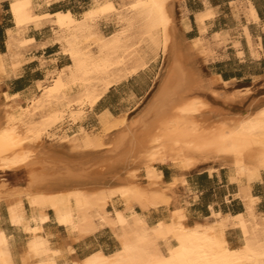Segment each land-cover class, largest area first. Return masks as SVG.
<instances>
[{
    "label": "bare ground",
    "instance_id": "1",
    "mask_svg": "<svg viewBox=\"0 0 264 264\" xmlns=\"http://www.w3.org/2000/svg\"><path fill=\"white\" fill-rule=\"evenodd\" d=\"M179 1L128 0L124 10L121 7L123 11L114 12L118 23L126 27L110 37L96 28L98 21L113 8L108 0H94L79 20L63 12L50 17L49 22L59 29L52 41L68 64L48 74L46 80L52 78V85L36 83L21 103L14 96L0 105V172L30 171L27 189L0 186V205L7 206L6 221L10 225L0 224V264H67L66 254L75 253L74 242L105 228L110 229L118 246L110 253L102 248L91 249L83 259L77 257L71 264H264V217L258 213L256 224L251 226L256 203L253 204L255 199L250 194L251 185L264 173V107L250 108L246 115L235 120L231 129L211 121L201 122V117L224 111L191 96L196 90L213 86L191 69L190 54L202 45V40L189 43L185 39L175 17ZM13 3L22 6L17 7L20 16L17 18L19 21L22 18L24 28L40 27L33 0H13ZM181 24L184 30L189 29L187 17L182 16ZM199 30L204 32L203 23L199 24ZM131 31L135 37L128 35ZM13 43L8 41L10 50ZM171 49L176 52L162 83L136 118L128 120L127 109L117 116L110 109H103L98 124L105 139L95 135L62 137L67 143L79 141L83 153L110 154L114 166L125 153L127 157L139 156L148 181L146 190L132 186L128 178L114 170L112 179L116 186H109L108 192L90 193L89 188L101 190L102 180L106 179L100 176L90 179L82 168L79 174L66 166L59 171L63 163L59 161L56 169V163L52 164L54 161L50 159L56 155L44 146L45 127L63 121L76 125L113 87L145 71L151 57L165 55ZM13 53L9 54L11 59L21 56ZM9 65L0 63V72L11 68L14 73L18 68ZM75 89L80 91L76 97L72 94ZM129 98L135 100V96ZM185 118L190 119V125L182 124ZM83 132L85 128L80 127L79 133ZM162 140L168 155L163 149L164 155L161 153ZM155 161L168 162L179 172L171 185L204 164H219L230 181L239 185L248 212L239 217L235 228L230 215L217 212L202 223L191 225L180 208H170L167 219L151 220V210L170 205V199L164 196L166 192H156L162 189L163 175L152 166ZM115 197L125 201L127 210L138 203L142 212L129 217L120 211L111 215L113 212L110 214L108 208ZM247 227L251 228L249 232L245 230ZM59 229L66 238L62 243ZM229 229L238 230V247L228 242Z\"/></svg>",
    "mask_w": 264,
    "mask_h": 264
},
{
    "label": "crops",
    "instance_id": "2",
    "mask_svg": "<svg viewBox=\"0 0 264 264\" xmlns=\"http://www.w3.org/2000/svg\"><path fill=\"white\" fill-rule=\"evenodd\" d=\"M50 1L33 0L34 15L39 19L40 27L30 28L31 31L25 37L28 42L23 44L20 51L22 55L20 61L12 60L9 55V57L4 56L3 54L8 50L3 52L0 42V63L5 62L18 67L14 73L10 67L5 73L0 72V88L4 93L0 104L11 101L14 96H18L17 100L21 103L36 83H43L44 81H41L43 78L46 81L51 70L43 76L44 62L48 57L60 54L59 46L52 41L55 33L52 23L49 22L50 17L59 11L72 16L80 13L75 9L76 4L81 0H58L52 6ZM114 1L119 2V0ZM108 2L114 5L113 0ZM13 4V0H0V28L6 27V34L13 28V24L16 26L15 13L18 15V12L17 8L13 9ZM182 16L187 17L188 30H184L181 24ZM175 17L189 43L200 38L210 45L212 61H209L208 66L212 67L209 75L212 80L209 81L212 82L213 89L232 87V92L240 91L245 98L250 99L259 95L264 97V0H184L176 3ZM200 23L205 25L203 33L199 30ZM49 27L50 34L43 31ZM138 75L119 86L135 81ZM118 87H113L99 103L100 108L104 111L110 109L116 116L127 109L125 106L142 99L139 98L140 94L137 90H132L127 99L120 100V103L114 106L105 99L113 92L118 93ZM131 96H135L134 102L129 98ZM83 126L85 127L84 124ZM159 169L163 175V182H170L173 178V169L168 165H162ZM174 190L181 201L180 205L186 208L188 222L191 225L196 222L202 223L212 212L222 213L224 216L230 215L231 218H239L248 212L241 198L239 185L230 181L227 171L223 168L214 171L212 175L207 171L189 174L186 184H178ZM250 194L253 200L255 199L254 210L264 217V173L259 181L251 185ZM138 210L140 211L139 208ZM164 214H167V210L163 207L160 210H151L149 217L151 220H156ZM4 224L6 227L10 226L8 221ZM102 230L84 240L74 242L72 247L76 254H66L67 264H71L77 257L83 259L91 249L102 248L106 253L113 251L118 246L116 238L109 228ZM59 234L66 240L62 230ZM238 236V230H228L227 240L232 247L240 245ZM89 242L92 243L91 247L88 246Z\"/></svg>",
    "mask_w": 264,
    "mask_h": 264
},
{
    "label": "rangeland",
    "instance_id": "3",
    "mask_svg": "<svg viewBox=\"0 0 264 264\" xmlns=\"http://www.w3.org/2000/svg\"><path fill=\"white\" fill-rule=\"evenodd\" d=\"M55 1H58V0H51L50 5L52 6V4ZM93 1L94 0H81V1H79L76 4L75 10L77 12L80 11V13L76 16H72V15L67 14V13L66 14L71 16L75 20H79L81 13L84 10L88 9L90 4ZM183 1L184 0H181L178 3H181ZM113 2H114L113 8L111 10H109L107 12V14L102 19L99 20L100 22L98 21L97 27H96L98 31L100 30L102 35H104V36L107 35L106 37H110V36L120 32L121 30L124 29V27H126V24L121 25L118 23V21L116 20V16H115L114 12L123 11L124 8L126 7V5H128V0H126V1L125 0H119V2H117V3L113 0ZM120 3H121V5H120ZM121 7L123 8V10ZM59 12H61V11H59ZM15 14H16V24L18 25V23H19V25H18L19 27L17 25H16L17 26L16 27L13 24V28H12L13 31L8 30L7 34H6V29H5L6 27L3 29L0 28L1 29L0 42L2 43V50H3V52H6L8 50L7 53L3 54L4 56H8L10 53H13V52L15 53V54L13 53V55H19L21 48H22V45L28 42L25 37L31 31L29 28L23 27L22 19L20 18V21H19L18 18L20 16L17 15V13H15ZM10 26L12 27V25H10ZM53 26L54 25L52 24L53 31L56 33V31H58L59 29L57 27H55V26L53 27ZM21 27H22V29H21ZM43 31L50 34L51 28L50 27L46 28ZM130 34H134V37L136 36L134 31H131L128 33V35H130ZM19 35L22 39L19 38ZM8 41H11L12 43L14 42L13 43L14 45L11 44V47H12L11 50L8 46ZM25 41H27V42H25ZM14 46H16V47H14ZM6 47H7V49H6ZM199 48H200L199 50H196V51L192 52V54H190V59L193 60L192 61L193 66H191L192 67L191 69L197 76H201V77L205 78L207 81L212 80L209 77V75L212 72L211 71L212 67L208 66L209 61L210 60L212 61L211 47L208 44V42H203V40H202V45ZM175 52L176 51L174 49H171L165 55H158L155 58L151 57L149 59V62H148V68L138 75V77L135 79L136 82L133 80L132 82H130L128 84L126 83V84L119 86L117 88L118 93L115 94V92H113V93L109 94L105 100L109 101L111 104L116 106L120 103V100L127 99V96H128L130 91L137 90V92L140 94L139 98H142V99H140L139 102H135L133 104H129L128 106H125V108H127V110H128L127 119L133 120L134 118H136L144 109H146V107L148 106V104L152 100L153 96L157 92L167 70L170 67L171 59H172V56ZM21 57H22V55L19 58L12 59V60H19L20 61ZM65 64L66 65L68 64V60L65 57L62 58V56L59 53H57L56 55H52V56L48 57L46 62H44V65H43V73H44L43 76L46 74V72L48 70H51V72H53L54 70L61 68L60 66H62V68H63L65 66ZM41 81H44L46 86H50V85H52L50 82L53 81V79L51 78V79L45 81V79L43 78ZM123 82H121V83H123ZM232 91H233L232 87L227 88V89H223V88L219 87V88H215V89L211 88V89H207V90H196V91H194L191 94V96L199 97L204 102H206L209 106H212V107H215L219 110L224 111L223 114L212 115V117L211 116L201 117V120H202L201 122H204L205 120L211 121V122H215L217 125H223L227 129H231L234 126L235 120H238L241 116L246 115L247 112L250 110V108L254 107V110H258L259 108L264 107V97H261V95H259V97L253 96L252 98L249 99V98H245L243 96L242 92H240V91H238V92H232ZM146 92H147V94H146ZM72 94L74 97L79 95L80 94L79 89H75L72 92ZM3 95H4L3 90L0 88V100L2 99ZM105 96H103L101 98L100 102L102 101V99ZM99 103L93 110H87L84 113L85 115H83L82 118H80L79 122L76 125H72L71 123L63 121V123L61 122V123L57 124L56 126L54 124H51L50 126L45 127L46 128V135L44 136L45 149L49 148L48 150L51 152L53 151L52 154L56 155L55 156L56 158L54 156H50V159H52L51 161H54L52 164L56 163L55 164L56 169L59 168L58 169L59 171H61V169L65 170L63 168H65V166H66V167L70 168V170L73 168L71 171L73 172V170H74V173H75V171H77L79 174L81 171L80 168H82L83 170H85V174L86 175L88 174L90 176V177L87 176L90 179H95L98 176H100L101 178L103 177V179H106L105 181L102 180L103 183L101 181V183H102V185L100 186L101 190H99V188H95L96 190L97 189L98 190L94 191V188H89L87 191L90 193L98 192V191L108 192L109 186L111 188V186L114 184V180L112 179V176L114 174V170L116 172H118L119 174L122 173L121 175L123 177H125L126 179L128 178V181L130 184L132 183L131 184L132 186L136 185L135 187L138 186L139 188L146 190V188L148 187L147 186L148 181H147V178L145 177L144 171H143L144 164L140 163V161H139L140 157L139 156L137 157V155H133V156H131L132 158L130 156L127 157V155L125 156L126 153L124 152L125 154L122 153V154H124V157L121 155L122 156V157L120 156L121 159L120 158L118 159L119 161L120 160L121 161L117 162V164H115V166H114V164H113L114 161H112L114 159L112 157H111L112 159L110 158V154L105 155L106 153H103V152H102L103 154L100 152L94 153V154H93V152H90L91 154H89V152H87V153L85 152L86 153L85 154V153H83V150L78 146L79 141H77V142H71L70 141L71 143L70 142L67 143L66 141L62 140V137L65 136V134H67L71 137H74L76 135L79 138L87 137L88 135H90V136L95 135V136H98V137L103 139L104 133L98 124V115L101 112V110H103V108H100ZM96 115H97V124H96ZM183 122H185L186 124H189V125L191 124V121L188 118L187 119L185 118L184 120H182V124L185 125V123H183ZM188 122H190V123H188ZM83 124L85 125V127L83 126ZM189 125H187V126L189 127ZM80 127L85 128V133L84 132L82 134L79 133ZM163 142H165V141L164 140L161 141L160 150L161 149L167 150L166 143L164 144ZM73 144H74V146H73ZM162 146H163V148H162ZM77 149H78V151H77ZM79 149H81V151ZM48 150H46V151H48ZM163 150H161V153H163V155H164V153L167 151L164 150L165 151L164 152ZM168 154L169 153L167 152V155ZM49 155H51L50 152H49ZM148 156H149V154L146 155V157H148ZM135 157H136V160H135ZM126 158L127 159L130 158L131 160L128 159V161H129L128 162ZM55 159H59V160L55 161ZM143 160L145 161V159H143ZM57 161H59L60 163L63 162V163H61V165L63 164L62 165L63 167H61L60 163H58ZM67 161H69V162H67ZM106 161H107V163H106ZM78 163H80V165ZM122 163H124V164L122 165ZM71 164H74L79 171L77 169L75 170V166L71 165ZM109 164H111V165H109ZM151 164L158 171L160 170L159 169L160 166L168 165L169 167H171L173 169L172 170L173 177L180 175L179 172L176 169H174V167L168 162L164 164L162 162L155 161V162H152ZM58 165H60V166L57 168ZM124 165L127 167H125ZM220 168L221 167L219 164L209 162L208 164L202 165L197 170L186 173L185 176H183L182 180H175V182H176L175 185H171V183L173 182V178L168 183L163 182L161 185L162 189L160 188L161 190H158L156 192H158V193L160 192L162 194H164L166 192L164 194V196L166 198L168 196L167 199H170L169 200L170 205L168 207L163 206L167 210V214L166 215L164 214L161 217L157 218L156 221L159 219H162V218H166V219L169 218L171 215L170 208H180L188 216V214L186 212V208L184 206L180 205L181 201L178 198V196L176 195L174 189L177 187L178 184H181V183L186 184V178L189 174H192L195 172L207 171L212 175V173L214 171H216V170L218 171ZM58 170H56V171L59 172ZM62 173H64V171H62ZM29 175H30V171L28 169H20V170H14V171L0 172V186L2 184L3 185L6 184V188H8L10 190L13 188H25V189H27L29 187V182H30V176ZM132 175H133V177H132ZM100 177H98V178H100ZM116 185L117 184L115 183L113 186H116ZM19 186H23V187H19ZM106 187H107V189H106ZM125 204H126L125 201H122L117 197L113 198L112 201L110 202V207L108 208L109 213L111 214L113 212L111 214V215H113L114 213L120 211L123 213L125 212L124 214L125 215L127 214L126 217H129L134 212H136V213L142 212L140 205L138 203H135L131 210H129V209L127 210L126 209L127 207ZM138 208L140 209V211L138 210ZM126 210H127V212H126ZM253 211H252V215H253L254 220L251 218V220L253 221L251 226H253V224L256 222L257 214H258L255 210H253ZM0 212L2 213L1 214L2 221H0V224L2 222L1 226L6 227L4 223L7 219V206L5 204L0 205ZM254 216H256V217H254ZM231 220H232L231 224L233 223L232 225L235 228L237 223H238L239 218L238 219L231 218ZM234 220H235V222H234ZM60 230H62V229H59V232H60ZM245 230H246V232H249V230H251V228L247 227V228H245ZM48 233L53 234L51 231H48ZM22 240L23 241L25 240L24 237L22 238ZM63 240H64V238H62V237L59 238V241L61 243L63 242Z\"/></svg>",
    "mask_w": 264,
    "mask_h": 264
},
{
    "label": "snow or ice",
    "instance_id": "4",
    "mask_svg": "<svg viewBox=\"0 0 264 264\" xmlns=\"http://www.w3.org/2000/svg\"><path fill=\"white\" fill-rule=\"evenodd\" d=\"M12 7H13V9H15V8H17V7H22V6H18V5L13 4ZM107 7L110 8L111 6H107ZM18 22H19V21H18Z\"/></svg>",
    "mask_w": 264,
    "mask_h": 264
},
{
    "label": "trees",
    "instance_id": "5",
    "mask_svg": "<svg viewBox=\"0 0 264 264\" xmlns=\"http://www.w3.org/2000/svg\"><path fill=\"white\" fill-rule=\"evenodd\" d=\"M19 187H23V186H19Z\"/></svg>",
    "mask_w": 264,
    "mask_h": 264
}]
</instances>
